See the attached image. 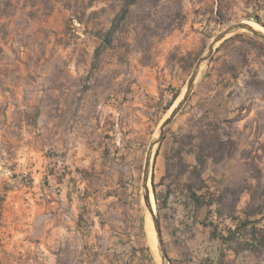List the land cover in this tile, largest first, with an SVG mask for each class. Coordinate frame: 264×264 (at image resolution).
Returning a JSON list of instances; mask_svg holds the SVG:
<instances>
[{"label": "rangeland", "instance_id": "obj_1", "mask_svg": "<svg viewBox=\"0 0 264 264\" xmlns=\"http://www.w3.org/2000/svg\"><path fill=\"white\" fill-rule=\"evenodd\" d=\"M178 3L163 0L153 6L142 1L106 48L98 33L110 26L122 0H0V264H84V235L95 224L90 214L98 207L91 205L98 203L91 200L88 206L82 197L102 195L108 186L106 174L112 185L122 183L138 226L142 254L135 264H162L155 228L148 225L152 215L146 207V217L143 199L150 143L182 99L196 61L214 37L237 22L264 27V0H183L181 18L176 16ZM170 22L177 26L165 31ZM148 24L151 30L143 28ZM208 69L212 75L206 77ZM223 72L227 78L222 79L231 82L238 76L242 83L232 82L229 107L249 114L244 129L225 124L223 131L239 135L242 144L254 130L250 150L239 153L243 162L230 166V174L219 184L250 187L237 202L242 211L246 205L264 203V38L240 30L221 41L198 76L194 97L191 93L166 134L172 140L181 128L197 131L216 123L204 115L200 99ZM176 91L179 95L169 106ZM158 148L151 176L159 169ZM183 168L177 165L175 176L167 177L172 203L189 176ZM48 170L56 174L54 183L43 174ZM222 171L209 167L206 174L218 176ZM156 180V190L163 193L167 186ZM57 183L79 197V219L87 231L78 233L74 221L64 218L66 230L55 242L58 254L49 256L43 243L50 211L39 204L44 188ZM208 184L217 192L215 184ZM55 192L60 193L57 188ZM153 192L151 208L161 218V234L172 250L168 230L178 208L166 210ZM257 217L264 227V210ZM97 238L95 234L92 239ZM187 238L188 243L178 246L186 264H204L208 248L219 246L208 241L204 229L195 227ZM221 258L220 264H264V253H228Z\"/></svg>", "mask_w": 264, "mask_h": 264}, {"label": "crops", "instance_id": "obj_2", "mask_svg": "<svg viewBox=\"0 0 264 264\" xmlns=\"http://www.w3.org/2000/svg\"><path fill=\"white\" fill-rule=\"evenodd\" d=\"M223 48H221L218 53H221ZM212 64V63H211ZM227 72H223L219 79H214L212 81V89L209 91L206 98L200 99V103L204 109V115L207 116L210 120L216 122L219 125L218 134L223 141H235L233 147L231 148L232 154L229 156H225L222 159H214L213 157H205L203 171L201 173V179L204 181L203 188L197 189L198 193H204L207 190L213 191L208 182L218 185L223 182V178L230 174L228 168L233 166L236 162H243V158L240 157V152L250 150L251 144L249 143L250 139L254 137V130L247 135V141L244 143H240L239 135H235L233 132H225L223 131V126L226 124L231 125V127L236 126V128L244 129L245 122L249 118V114L245 113V109L243 112H240V109L237 108L236 110L233 109V106L228 105V97L232 94V89L235 86V83L232 82L238 81L239 84L241 83V79L236 76L234 79L231 78V82H228L227 79H222ZM204 75L209 77L212 75L211 69L205 71ZM207 82V78L205 79ZM198 85H195L197 88ZM194 88L193 92L196 90ZM194 97L192 93L191 98ZM211 100V101H210ZM223 101V102H222ZM210 102H217L214 106L210 104ZM221 103V104H220ZM230 108L228 111L227 109ZM210 115V116H209ZM212 129L211 125L203 126L200 130H186L180 129L176 132H173L172 140H169L168 134H165L162 142L159 145L158 152L156 154V162L159 165V169L154 170V174L152 175V180L155 184V191L157 193L158 199L162 200L163 204H165L166 210L171 211L173 205L176 209L177 206V213L174 214V218L172 221L171 229L168 230V234L170 237V244L172 245V250H169V246H167L166 241L163 242L172 264H186L187 262L178 252V246L182 245V243H188L187 236L192 233V230L196 228L204 229L208 233L209 242L210 239L214 240L215 242L219 243L217 249L214 247L208 248V256L209 258L203 259L204 264H220V259H222V255L226 256L228 253H233L234 256L240 255L242 252H249L247 250H242L240 252H236L234 248L231 246L229 242L223 241L217 234L212 232L211 226L206 225L203 222V218H205V211L200 209L198 211L197 206L195 205L194 201L190 198V191L188 189V183L190 180V169L195 167H200L201 163L199 161L198 150L201 141V135L203 132L210 133ZM248 133V131H247ZM205 134V133H204ZM191 138V141L184 145V149L182 151V162L184 166L188 169L186 172L189 173V176L186 177V184H184L181 192H178V199L176 203L171 202L172 197V185L167 182L168 176H175V171L168 173L167 165L173 163L172 153L175 149L181 147L182 142L181 140ZM235 153V154H233ZM84 161V160H83ZM77 162H82V159H78ZM209 167H219L223 169L221 175H214L213 172H209L206 174V169ZM41 172H39L40 174ZM44 176L50 178L53 183L57 181L55 172L44 171ZM106 172L104 173L105 176ZM121 176V174H117ZM108 180V186L106 191L103 194H96L91 196L92 194L84 195L82 193V200L84 201L83 204H87L88 206L91 204V200L98 203V205H91L97 206L98 209L94 210L90 214L91 217L95 219V224L91 227V232L85 234L84 237L88 238L85 242L86 249L83 250V259L82 262L84 264H135L137 260L140 258L142 254V244L139 239L138 226L134 224V220L132 219L131 209L128 208L127 202V195L124 191H122V183H117L112 185L110 180V174H106ZM159 178L160 185H166L167 189L162 193L156 190V178ZM52 183V184H53ZM86 183V181H85ZM55 187L51 186L48 188H44L46 192L45 197L43 198V202L40 203V207L44 210L49 212L47 214L48 221L45 226V234H44V248L46 254L49 256H57V248L55 242L58 240L59 234L66 229H63L62 220L64 218H68L69 220H73L75 223L74 229L78 233H86L84 231L83 221L79 219L82 213L77 209L79 206L80 199L77 198L72 192L68 193L67 188L63 187L61 183H57L54 185ZM117 191H112L111 188H117ZM55 188H57L58 195L55 192ZM247 190V189H245ZM50 191V193H48ZM218 192V190H217ZM155 195V192H154ZM156 198V196H155ZM96 200V201H95ZM217 204L213 203L210 206L212 210L210 217L214 219L216 223L219 224L217 233L219 230L223 229L225 225L235 227V223L232 222L231 219L228 218H220L218 220L216 214V208L213 206ZM248 207V205H246ZM244 207L242 211L238 210L237 205V213L243 217L244 210L247 207ZM67 209L64 213H62V209ZM50 209H54L51 211ZM70 209V211H68ZM78 210V212H77ZM171 215V217H173ZM257 217V216H254ZM161 218L159 217V220ZM225 219V220H224ZM71 220V221H72ZM210 219H208L209 221ZM161 223V222H160ZM161 226V224H160ZM163 227V225H162ZM191 232V233H190ZM91 233V234H90ZM163 233V231H162ZM95 234H98V238L93 241V237ZM211 243V242H210ZM141 244V245H139ZM141 246V247H140ZM221 246V247H220Z\"/></svg>", "mask_w": 264, "mask_h": 264}, {"label": "trees", "instance_id": "obj_3", "mask_svg": "<svg viewBox=\"0 0 264 264\" xmlns=\"http://www.w3.org/2000/svg\"><path fill=\"white\" fill-rule=\"evenodd\" d=\"M142 1L144 0H122V4L120 5L116 15L113 17L110 26L106 29H101L98 33V38L100 39L101 46L108 48L113 44L116 39V34L119 30L124 28L125 22L131 15L133 8ZM148 1H150L153 6H157L163 0ZM182 1L183 0H177V2H179V8L176 11V16L180 18L181 16H183ZM177 24L179 25L180 23ZM176 26V24L170 22L165 31H170ZM150 27L151 25L148 24L143 28H148L149 30H151ZM99 49L100 48H98L97 51H99ZM178 95L179 91L173 93L169 106L172 105ZM210 124L212 125L210 133L203 132L201 135V141L198 150V156L201 166L190 169V180L187 184L190 191V198L194 201L195 205L198 208V211L200 209L205 211L206 214L205 218H203V222H205L206 225L211 226L212 232L214 234H217V236L220 237L223 241L229 242L236 252L247 250L253 253H264V227H261L259 225V222L262 221V217H254L263 212L264 203H257L248 206L244 210L243 217H241L237 213V202L240 199V194L245 189H250V187L241 186L236 188L233 186L218 185V193L216 191L210 190H207L204 193L197 192V189L203 188L204 184V181L201 179V173L203 171L205 157L211 156L214 159H222L225 156H229L232 154L231 148L233 147L235 142L231 140L223 141L218 134V130L220 128L219 125L217 123ZM191 138L192 137H189L187 139L183 138L181 140V147L173 151L172 158L174 160L173 163L169 162V164L167 165L168 173L174 172L176 170V166L179 164L184 167V171L188 170L182 162V151L184 149V145L189 143L191 141ZM152 182L156 199H158L157 193L155 191L154 181ZM252 194V198L254 200L255 195L254 193ZM232 195L233 197L231 199L230 197ZM213 203L217 204L216 214L218 220H220V218L231 219L232 222L235 223L234 228L232 226L225 225L223 229L219 230L217 233L219 224L216 223L214 219L210 218L212 216V210L210 209V206ZM208 219L210 220L208 221Z\"/></svg>", "mask_w": 264, "mask_h": 264}, {"label": "water", "instance_id": "obj_4", "mask_svg": "<svg viewBox=\"0 0 264 264\" xmlns=\"http://www.w3.org/2000/svg\"><path fill=\"white\" fill-rule=\"evenodd\" d=\"M240 30H247L251 31L256 35H259L260 37L264 38V33L261 30L254 29L250 24L246 22H237L228 25L223 31L218 33L212 42L208 45L204 53L198 58L196 61L193 70L190 74V77L188 79L187 83V89L186 92L184 93L182 99L179 101V103L176 105V107L173 109L171 114L165 119V121L161 124L159 130L157 131V134L155 137L152 139L148 152H147V157H146V163H145V169H144V176H143V187H144V192H143V199H144V205H147L150 207V191L153 192L152 186H153V180L151 176V168H152V157H153V152L155 150L156 146H159L160 143L162 142L167 129L169 125L172 123L174 118L177 116V114L181 111L187 100L189 99L192 91L194 90V87L196 85L198 76L202 70V68L207 64L216 50L218 44L223 41L225 38L228 36L232 35L235 32H238ZM154 194V192H153ZM152 219H153V224L154 228L156 231L157 235V240H158V254L159 258L161 259L162 264H172L169 256L167 255L162 234H161V226H160V220L157 211L153 212L152 211Z\"/></svg>", "mask_w": 264, "mask_h": 264}, {"label": "bare ground", "instance_id": "obj_5", "mask_svg": "<svg viewBox=\"0 0 264 264\" xmlns=\"http://www.w3.org/2000/svg\"><path fill=\"white\" fill-rule=\"evenodd\" d=\"M253 27V26H252ZM254 29H257V30H260V29H262L261 31L264 33V27H262L261 25H256L255 27H253ZM152 196L150 195V201H151V198ZM146 207H147V209H148V211L151 213V215H152V208H151V203H150V207L149 206H147V205H145V211H146ZM146 217L148 218V215H147V211H146ZM148 225L152 228V230H154V224H153V222L151 221V220H149L148 221ZM148 233V232H147ZM152 234V233H151ZM149 237V236H148ZM157 242H158V240H157Z\"/></svg>", "mask_w": 264, "mask_h": 264}]
</instances>
